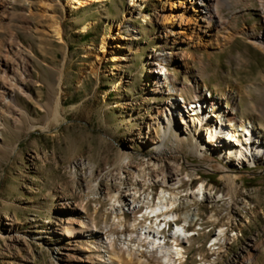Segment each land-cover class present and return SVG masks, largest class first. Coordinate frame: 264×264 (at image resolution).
<instances>
[{"label": "rangeland", "instance_id": "rangeland-1", "mask_svg": "<svg viewBox=\"0 0 264 264\" xmlns=\"http://www.w3.org/2000/svg\"><path fill=\"white\" fill-rule=\"evenodd\" d=\"M190 1L187 5L195 19L198 12ZM24 3L31 22L21 29L13 17L11 27L19 32L28 57V90L18 95V105L0 104V115H4L0 130V264H64L70 251L77 259L86 258L84 251L73 250L75 242L67 244L61 239L59 227L69 217L94 219L102 232L112 226L109 229L122 239L117 247L123 246L132 229L113 227L111 195L137 185L150 192L149 185L138 181L139 171L130 163L138 164L143 156L156 154L152 139H162L161 111L177 95L184 97L188 108L195 105V88L216 102L229 96L222 108L237 102L238 117L262 123L258 133L264 135V41L253 39L264 26L260 0H236L233 6L222 8L225 25L211 34L204 27L201 32L194 30L198 26L194 23L188 34L201 35L197 47L186 43L188 39L183 43L173 35L165 36L171 25L160 17L164 7L168 8L165 0H140L136 5L132 0H105L72 12L67 10V0ZM140 4L142 9H137ZM55 19L64 26L63 41L54 32ZM181 32L185 38V31ZM1 35L7 32L1 30ZM104 37L107 44L121 40L120 60L114 61L109 53L102 59ZM184 48L190 57L179 63L175 52ZM157 66L169 69L180 90L169 79L162 90L155 89V75L160 76ZM210 109L208 106L207 114ZM192 147V139L177 138L167 142L161 153L183 154L186 161L199 166L191 170L183 165L185 172L197 178L182 187L183 193L205 182L215 195L225 196L219 201L201 197L193 206L200 207L202 223L193 227L196 237L184 244L189 257L181 264H236L235 258L242 254L252 256L245 259L248 264H264L263 159L235 167L218 160L222 153L217 150L208 149L200 157L191 152ZM221 166L229 168L228 174L238 175L235 195L230 193ZM123 170L130 178L121 181L115 174ZM127 216L133 219L131 214ZM221 226H227L230 242L224 252L216 254L211 248ZM89 240L80 239V250L85 244L92 245Z\"/></svg>", "mask_w": 264, "mask_h": 264}, {"label": "bare ground", "instance_id": "bare-ground-1", "mask_svg": "<svg viewBox=\"0 0 264 264\" xmlns=\"http://www.w3.org/2000/svg\"><path fill=\"white\" fill-rule=\"evenodd\" d=\"M100 1L105 0H67V10L72 12ZM132 1L134 5L140 2V0ZM187 1L165 0L168 8L164 7V13L160 17L171 21V25L166 26L165 36L167 38L173 35L176 40L183 43H185V39H188L186 43H191L194 47H197L203 39L199 34H188L193 31V24L198 25L194 30H200V32L201 28H206V34L218 31L225 25V21L221 19L222 8L231 7L236 2V0H191L192 7L198 12V17L193 19ZM260 4V13L264 16V0H260ZM142 7L143 4L136 6L137 9H142ZM26 12L24 0H0V104L8 107L18 105V95L26 94L28 90L26 84L28 57L19 32L14 31L11 27V20L16 17L20 28L25 29L31 22V18ZM90 25L91 22L84 29ZM53 29L58 38L63 41L64 26L57 19L54 20ZM1 30H5L7 35L2 37ZM110 30L112 33L116 32L113 24L110 25ZM181 30L185 31V38L181 36ZM253 39L259 43L264 41V26L260 36L257 35ZM103 41L104 56L102 59H105L109 53L114 61L120 60L123 54L121 40L117 38L113 43L107 44V38L104 37ZM111 44L112 48L108 49ZM91 51L92 48L88 47V53ZM189 57V51L185 48L175 52V59L179 60V63L188 60ZM165 67H156L159 68L156 74L161 75H155V89L162 90V87L166 85V80L169 79L175 90H180L177 88L174 78L169 74V69L165 70ZM201 93L200 89L195 88L194 98L196 101L193 102L195 105L192 108H188V103L185 102L182 95H177L176 100L161 111L162 133L160 136L162 139L157 142L152 139L156 154L143 156L138 160V164L129 160L130 164L139 171L136 177L141 179L138 181L149 185L150 192L137 185L127 191L121 188L112 193L110 213H112L113 227L123 231L132 229L129 231L128 236L130 237L125 236L121 249L117 245L118 241L122 239L116 237L114 229H109L112 226L106 232H102L97 229L98 225L94 219L85 221L69 217L62 221L59 227L61 239L67 244L75 242L77 246L73 250L84 251L87 257L77 259V256L70 251L64 259V264H153L151 259L157 260L158 264H181L183 260L188 259L187 246L184 244L190 243L191 239L196 237L198 232H194L193 227L200 221V207L197 205L194 208L193 206L200 201L201 197L205 200L219 201L224 198L225 194H222L223 196L215 195L214 192L208 190L205 182L184 194L182 187L192 184L197 178L191 177V172H185L183 165L192 167L191 170H198L199 166L186 160L183 162L182 159H178L174 154L168 152L161 155L166 151L167 142L177 138L186 142L192 139L191 152L197 156L205 157L209 150H217L222 153L217 157L218 160H225L226 164H233L235 167L244 165L246 162L256 164L260 159H263L264 162V135L258 133L263 128L262 123L254 124L251 121L241 120L237 115L239 111L237 102H233L235 106L230 108L226 105L224 110L222 108L224 100H227L229 96L216 102L215 99L205 97ZM59 102L60 99L57 103L58 106ZM208 102L211 104V109L210 113L206 114L204 109ZM185 107L186 111L183 109ZM227 120L232 122L228 124ZM3 126L4 115L2 113L0 115V130ZM138 130L140 131L139 128ZM1 135L2 132H0V140L3 139ZM150 137L152 136L150 135ZM82 164L87 163L82 162ZM221 168H223V172H226L222 176L231 186L232 192L230 191V193L235 195L233 192L236 191L235 179L238 175L228 174L226 166H221ZM129 175L127 170L115 174L116 178L121 181L125 178L129 179ZM127 213L131 214L132 220H128ZM215 220L218 219L212 218L211 221ZM148 222H150L149 225H147ZM105 223H108L107 218ZM108 226L107 224L106 227ZM201 228L203 229V227ZM219 229V233L212 243L214 248H211L216 254L224 252L225 245L230 242L227 226H221ZM82 237L90 239L92 245L85 244L80 250L82 244L79 241ZM242 255L235 258L236 264H248L245 259L252 258L251 255L247 258ZM203 264L209 263L204 262Z\"/></svg>", "mask_w": 264, "mask_h": 264}, {"label": "built area", "instance_id": "built-area-1", "mask_svg": "<svg viewBox=\"0 0 264 264\" xmlns=\"http://www.w3.org/2000/svg\"><path fill=\"white\" fill-rule=\"evenodd\" d=\"M175 157L178 159H182L183 162H185V158L183 157V154H174Z\"/></svg>", "mask_w": 264, "mask_h": 264}]
</instances>
